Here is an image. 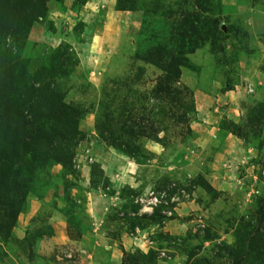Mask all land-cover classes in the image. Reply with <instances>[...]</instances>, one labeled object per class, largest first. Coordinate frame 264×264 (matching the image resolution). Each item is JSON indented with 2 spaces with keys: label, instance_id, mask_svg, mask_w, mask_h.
Returning <instances> with one entry per match:
<instances>
[{
  "label": "rangeland",
  "instance_id": "rangeland-1",
  "mask_svg": "<svg viewBox=\"0 0 264 264\" xmlns=\"http://www.w3.org/2000/svg\"><path fill=\"white\" fill-rule=\"evenodd\" d=\"M22 8L0 72L53 77L80 132L71 166L24 155L0 264H264V0H47L11 30Z\"/></svg>",
  "mask_w": 264,
  "mask_h": 264
},
{
  "label": "trees",
  "instance_id": "trees-1",
  "mask_svg": "<svg viewBox=\"0 0 264 264\" xmlns=\"http://www.w3.org/2000/svg\"><path fill=\"white\" fill-rule=\"evenodd\" d=\"M132 1L134 2L129 0V3ZM46 2L47 0H0V17L5 14L6 6L8 10L13 9L12 18L16 15V8L23 7V20L12 19V30L15 21L30 23L45 17ZM121 6L127 7L124 3ZM157 56L160 59V54ZM19 64L0 72V197L4 195L2 193L12 194L15 199L19 198L20 203L28 193V188L19 179L24 173V155L33 156L31 163H28L31 165L28 171L31 175L49 160L64 167L71 166L74 157L71 149L80 132V112L64 103L63 96L55 89L53 77L45 79L37 75L27 79L24 65L21 64L22 67L17 69ZM156 64L164 71L169 69L161 62ZM26 85L28 88H25ZM23 181L26 182L24 179ZM202 185L209 188L204 182L200 183ZM19 203L13 209L3 207L9 210L5 214L8 215V220L13 219L20 211Z\"/></svg>",
  "mask_w": 264,
  "mask_h": 264
},
{
  "label": "built area",
  "instance_id": "built-area-1",
  "mask_svg": "<svg viewBox=\"0 0 264 264\" xmlns=\"http://www.w3.org/2000/svg\"><path fill=\"white\" fill-rule=\"evenodd\" d=\"M157 198L156 197H153V199L152 200H154V204H155V202H157V200H156Z\"/></svg>",
  "mask_w": 264,
  "mask_h": 264
}]
</instances>
